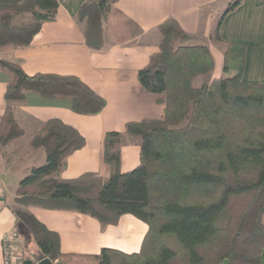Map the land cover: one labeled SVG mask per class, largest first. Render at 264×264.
<instances>
[{"label":"trees","instance_id":"obj_1","mask_svg":"<svg viewBox=\"0 0 264 264\" xmlns=\"http://www.w3.org/2000/svg\"><path fill=\"white\" fill-rule=\"evenodd\" d=\"M116 0H86L76 19L83 24L88 45L102 49L109 11ZM242 0H228L210 37L222 43L223 71L209 75L214 56L204 43H189L191 35L170 18L160 24V50L140 68L145 89L162 94L161 118L129 121L126 132L139 140L140 163L122 172L123 133L108 131L105 160L111 175L87 172L60 176L67 156L85 144L84 136L60 118L43 122L31 139L46 160L33 167L16 189L14 211L23 224L24 259L33 264L49 257L55 264H260L264 248V82L242 79L245 44L225 41L223 17ZM59 0H0V49L31 43L45 21L55 20ZM29 20L16 21L21 13ZM10 72L0 117V149L22 134L10 101L28 91L46 98H64L79 113L95 114L106 99L73 74H28L19 60L0 56ZM30 205L70 209L90 214L103 225L132 213L148 224L139 251L103 247L98 254L65 253L58 232L48 228ZM33 245V246H32Z\"/></svg>","mask_w":264,"mask_h":264},{"label":"crops","instance_id":"obj_2","mask_svg":"<svg viewBox=\"0 0 264 264\" xmlns=\"http://www.w3.org/2000/svg\"><path fill=\"white\" fill-rule=\"evenodd\" d=\"M85 1L59 0L56 19L43 22L30 44L3 53L4 58L19 60L28 74L77 75L106 99V105L98 113L83 114L74 111L67 99L46 98L35 91H28L22 100L10 101L23 131L0 151V264H5L6 232L18 231L26 241L23 224L14 211L16 189L33 167L46 160L43 148L30 146L44 121L60 118L85 138V144L67 156L60 176L75 178L94 172L108 178L112 169L104 156L106 133H123L121 170L126 172L140 163L139 140L126 132L127 122L164 115L163 95L147 91L138 78L139 69L160 50L161 23L173 18L191 35L190 40L201 38L200 43L207 44L214 56L208 80L223 75L225 46L210 37L214 27L210 9H222L228 0H116L109 11L102 49L88 45L84 26L76 19ZM220 34L225 41L245 44L242 79L264 82V0H242L223 17ZM9 79L10 72L0 67V117L8 104ZM28 209L58 232L65 253L98 254L103 247L139 251L148 230V224L132 213H123L117 223L103 225L96 217L75 210L38 205ZM24 260L16 264H24ZM260 264H264V248Z\"/></svg>","mask_w":264,"mask_h":264},{"label":"built area","instance_id":"obj_3","mask_svg":"<svg viewBox=\"0 0 264 264\" xmlns=\"http://www.w3.org/2000/svg\"><path fill=\"white\" fill-rule=\"evenodd\" d=\"M24 237L15 230L6 232L3 236V250L5 264H16L22 262V246L24 245Z\"/></svg>","mask_w":264,"mask_h":264},{"label":"rangeland","instance_id":"obj_4","mask_svg":"<svg viewBox=\"0 0 264 264\" xmlns=\"http://www.w3.org/2000/svg\"><path fill=\"white\" fill-rule=\"evenodd\" d=\"M227 4L228 3H226V6L224 7V8H219V6H213V7H211V9L210 10H212V12H213V15H212V17L214 18L213 20H214V25H215V23L217 22V20H218V18H219V15H220V13H221V11H223L226 7H227ZM208 11V10H207ZM31 18V15L29 14V13H21V14H19V15H17V17L15 18V20L16 21H21V20H29ZM187 42H189V43H200V42H202V39L201 38H199V37H197V39L196 40H189V41H187ZM4 51H8V50H1L0 49V56H2L3 57V53H4ZM232 74V72H228V73H226V72H224L223 71V76H227V75H231ZM209 76L210 75H202V74H199V75H197L195 78H194V84L195 85H200V84H202L203 82H205V81H207L208 79H209ZM16 115V114H15ZM19 120V119H18ZM22 127V126H21ZM18 137H20V136H18ZM18 137H16V138H18ZM16 138H14V139H12L11 141H13V140H15ZM11 141H9L6 145H8ZM30 142H31V140H30ZM6 145H4L1 149H0V151L6 146ZM31 146V145H30ZM33 246V245H32Z\"/></svg>","mask_w":264,"mask_h":264},{"label":"water","instance_id":"obj_5","mask_svg":"<svg viewBox=\"0 0 264 264\" xmlns=\"http://www.w3.org/2000/svg\"><path fill=\"white\" fill-rule=\"evenodd\" d=\"M24 264H33V259H25ZM228 261L226 260L224 264H227ZM37 264H55L49 257H45L37 262Z\"/></svg>","mask_w":264,"mask_h":264}]
</instances>
